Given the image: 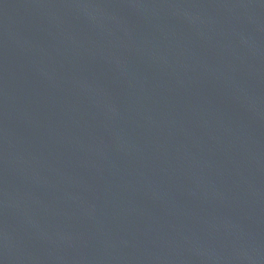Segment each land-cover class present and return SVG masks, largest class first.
<instances>
[{
    "label": "water",
    "instance_id": "95a60500",
    "mask_svg": "<svg viewBox=\"0 0 264 264\" xmlns=\"http://www.w3.org/2000/svg\"><path fill=\"white\" fill-rule=\"evenodd\" d=\"M0 264H264V0H0Z\"/></svg>",
    "mask_w": 264,
    "mask_h": 264
}]
</instances>
